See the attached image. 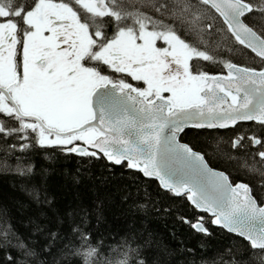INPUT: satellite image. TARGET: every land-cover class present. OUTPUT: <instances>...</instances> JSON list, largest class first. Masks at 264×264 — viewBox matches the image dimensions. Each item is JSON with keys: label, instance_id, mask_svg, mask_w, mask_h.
<instances>
[{"label": "snow or ice", "instance_id": "1", "mask_svg": "<svg viewBox=\"0 0 264 264\" xmlns=\"http://www.w3.org/2000/svg\"><path fill=\"white\" fill-rule=\"evenodd\" d=\"M0 264H264V0H0Z\"/></svg>", "mask_w": 264, "mask_h": 264}, {"label": "trees", "instance_id": "2", "mask_svg": "<svg viewBox=\"0 0 264 264\" xmlns=\"http://www.w3.org/2000/svg\"><path fill=\"white\" fill-rule=\"evenodd\" d=\"M52 182L54 185H59L61 183V178L54 175L52 177ZM105 215L113 221L114 225L123 220V211L119 204L118 196L114 197L113 201L108 203L105 208Z\"/></svg>", "mask_w": 264, "mask_h": 264}]
</instances>
